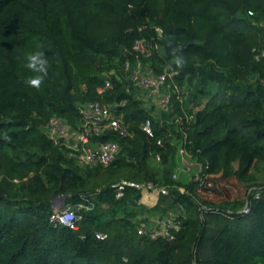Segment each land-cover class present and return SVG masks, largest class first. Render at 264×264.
Wrapping results in <instances>:
<instances>
[{"label":"trees","instance_id":"1","mask_svg":"<svg viewBox=\"0 0 264 264\" xmlns=\"http://www.w3.org/2000/svg\"><path fill=\"white\" fill-rule=\"evenodd\" d=\"M137 37L149 55L130 48ZM176 45L180 69L169 67ZM37 46L50 67L32 88L25 54ZM136 58L167 74L159 115L123 67ZM90 99L117 103L130 131L92 135L117 143L106 165L75 160L44 130L53 115L78 129ZM177 146L198 165L187 179L172 176ZM214 175L242 184L240 198L200 199ZM122 178L165 191L146 207L133 186L114 196ZM59 196L82 204L76 227L48 220ZM149 210L172 214L171 238L136 232ZM0 264H264V0H0Z\"/></svg>","mask_w":264,"mask_h":264},{"label":"built area","instance_id":"2","mask_svg":"<svg viewBox=\"0 0 264 264\" xmlns=\"http://www.w3.org/2000/svg\"><path fill=\"white\" fill-rule=\"evenodd\" d=\"M154 29L157 32L159 31L156 27ZM130 48L135 53L142 54L143 56H147L150 53V45L144 37L134 38L130 44ZM123 67L125 69L130 67V78L145 92L146 96L159 92L167 75L165 72L152 73L149 69L142 66L138 58L135 59L132 66L128 60H124ZM107 87H110V82L104 80L102 85L98 86L96 90L100 92ZM158 99L161 104L166 103L168 93L164 91V93L159 94ZM115 105L117 103L109 104L99 99L85 100L78 105V112L81 118L78 129L71 130L61 117L53 115L44 124L45 133L53 144L64 145L67 148V155L74 157L75 160L86 163L87 165H106L113 159L118 148L117 143L114 140L93 142L91 141L92 135L99 134V132H104L105 130H112L120 136L130 134L127 122L123 118L122 110L115 107ZM140 128L146 135H152L148 118L140 122ZM156 142L158 143L159 139H156ZM176 154L180 156L187 155L181 146H177ZM155 158H158L157 154ZM175 173L176 171L173 172L172 176ZM202 181L200 179L199 183ZM203 182L205 186H209L211 181L204 180ZM126 186L138 188L143 197H148L153 192L157 194L158 192L163 193L165 191L163 186H153L149 181H133L122 178L110 184L115 197L120 196ZM254 196H256V192ZM58 204V202L54 203L51 212L48 214V220L53 224H62L70 228L76 227V210L82 204L77 203L74 206L62 205L61 207H58ZM85 208H88V206H85ZM240 210L242 212L247 211V201L241 206ZM154 220V223L140 221L137 225L136 232L142 233L146 231L151 237L162 236L169 239L172 237L170 229L178 227V222L169 212L164 217ZM158 224L160 225L157 226ZM95 236L102 238L104 234L97 232Z\"/></svg>","mask_w":264,"mask_h":264},{"label":"rangeland","instance_id":"3","mask_svg":"<svg viewBox=\"0 0 264 264\" xmlns=\"http://www.w3.org/2000/svg\"><path fill=\"white\" fill-rule=\"evenodd\" d=\"M161 87H164L162 90ZM161 90L159 92L146 96L144 93L141 94V104L148 109L150 114L152 115H159L160 110L163 109L164 105L160 104L158 102L159 94L164 93L165 90H168L167 85L161 86ZM183 88L180 89V93L185 90V86H182ZM174 92H177L176 89H173ZM176 161L178 162L179 166L176 169V174H179V176L183 177L184 179H187L190 177L191 174L195 175L198 165L194 162V160L189 157L188 155H177L175 156ZM213 180L210 182L209 187L210 188H196V195L203 200L217 202L224 199L229 198H240L242 191H243V185L238 183L234 180L233 177L230 178H223L219 175L212 176ZM259 182L263 181L261 178L258 180ZM157 194L153 192V194L149 195L148 197H139V202L142 203L144 206H150L154 203L156 200ZM55 201L59 202L57 198H54ZM175 210V209H174ZM146 215H149V217H146L148 223H154V219H159L162 215H159V213H154L153 211L149 210L146 211ZM158 217V218H155Z\"/></svg>","mask_w":264,"mask_h":264},{"label":"clouds","instance_id":"4","mask_svg":"<svg viewBox=\"0 0 264 264\" xmlns=\"http://www.w3.org/2000/svg\"><path fill=\"white\" fill-rule=\"evenodd\" d=\"M172 65H175L177 69L183 68L185 65V59L183 56V49L180 45L171 47ZM258 59V58H257ZM25 67L34 75L29 76L25 83L32 88H39L44 79L48 76L49 61L44 51L40 50V46L37 49L25 54Z\"/></svg>","mask_w":264,"mask_h":264},{"label":"water","instance_id":"5","mask_svg":"<svg viewBox=\"0 0 264 264\" xmlns=\"http://www.w3.org/2000/svg\"><path fill=\"white\" fill-rule=\"evenodd\" d=\"M58 200H59V204H58V207H61L62 206V199H61V196L58 197Z\"/></svg>","mask_w":264,"mask_h":264},{"label":"crops","instance_id":"6","mask_svg":"<svg viewBox=\"0 0 264 264\" xmlns=\"http://www.w3.org/2000/svg\"><path fill=\"white\" fill-rule=\"evenodd\" d=\"M153 194V193H152ZM141 196V195H140ZM146 215V214H145ZM147 217H149V215H146ZM165 215L161 216L160 218L164 217ZM158 218V217H155ZM160 224H158L157 226H159Z\"/></svg>","mask_w":264,"mask_h":264}]
</instances>
